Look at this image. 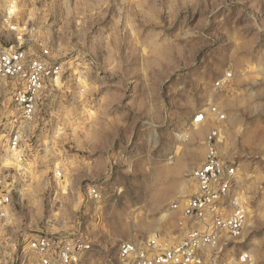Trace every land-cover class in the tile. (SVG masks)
Here are the masks:
<instances>
[{
  "label": "rangeland",
  "instance_id": "374dc122",
  "mask_svg": "<svg viewBox=\"0 0 264 264\" xmlns=\"http://www.w3.org/2000/svg\"><path fill=\"white\" fill-rule=\"evenodd\" d=\"M0 41L65 63L28 126L0 82L1 167L15 190L0 264H37L25 239L72 233L92 244L78 264H116L122 242L175 229L169 207L194 192L214 130L249 212L224 260L264 264V0H0Z\"/></svg>",
  "mask_w": 264,
  "mask_h": 264
},
{
  "label": "built area",
  "instance_id": "2783aa9c",
  "mask_svg": "<svg viewBox=\"0 0 264 264\" xmlns=\"http://www.w3.org/2000/svg\"><path fill=\"white\" fill-rule=\"evenodd\" d=\"M9 29L15 31L16 27L10 25ZM64 64L46 47L36 50L13 44L5 47L0 41V82L10 91L16 122L23 126L32 124L44 92L61 81ZM230 78L228 73L217 85ZM210 113L221 120L225 118L216 107H212ZM22 135L20 131L9 135L10 155L19 153ZM220 137L218 130L208 136L206 158L192 172L194 192L169 207L180 215L177 227L144 241L122 242L116 264H229L224 260V251L243 236L249 212L247 202L236 189L235 165L219 155ZM22 158L21 154L17 160L22 161ZM4 160L0 156V223L7 217L15 191L8 169L1 167ZM56 176L60 177L61 172ZM89 195L99 197L96 189H91ZM25 241L37 264H78L92 248L90 241L80 233L39 234ZM251 262L249 253L240 256L241 264Z\"/></svg>",
  "mask_w": 264,
  "mask_h": 264
},
{
  "label": "bare ground",
  "instance_id": "6f19581e",
  "mask_svg": "<svg viewBox=\"0 0 264 264\" xmlns=\"http://www.w3.org/2000/svg\"><path fill=\"white\" fill-rule=\"evenodd\" d=\"M14 14V10L12 9V10H10V15L11 14ZM199 155H201V154H194V157H196V158H200V156ZM16 156V155H15ZM202 157V156H201ZM16 159H18V157L16 158ZM187 166H188V163L186 162V161H184V162H180V163H178L177 164V166L175 167V169L177 170V171H179V172H182V171H185V169L187 168ZM162 218H165V215H163L162 216ZM153 236H154V234H153Z\"/></svg>",
  "mask_w": 264,
  "mask_h": 264
}]
</instances>
